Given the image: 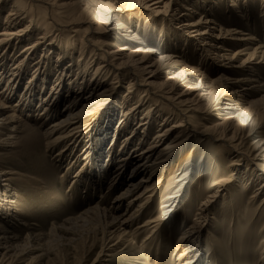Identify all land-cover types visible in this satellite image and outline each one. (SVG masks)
<instances>
[{"label":"bare ground","instance_id":"bare-ground-1","mask_svg":"<svg viewBox=\"0 0 264 264\" xmlns=\"http://www.w3.org/2000/svg\"><path fill=\"white\" fill-rule=\"evenodd\" d=\"M130 1L0 0V85L4 83L0 89V151L15 148L23 139L33 140L36 143L32 145L39 147L38 137L30 130L32 117L36 116L33 122L43 128L41 135L48 154L52 155L61 142H68L66 147H59L54 159L58 168L65 164V173L79 163L72 171L70 185L85 190L81 192L85 203L102 189L104 167L116 162L105 196L111 195L117 186L125 185L113 198V211L96 204L87 207L80 219L95 215L107 219L112 228L110 236L117 244L127 242L134 231L153 229L166 209L170 213L179 204L180 188L192 174L189 167L194 165L190 160L197 152L192 141L209 138L218 145L210 153L198 152L195 166L201 169L208 162L214 180L204 191V199L173 249L174 253L178 245H184L180 253H174L175 264H193L201 235L210 222L209 206L234 183L246 190L249 174L247 168L240 172V162L247 159L253 164L260 153L264 154V138L251 141L250 131L246 134V123L252 121L254 110L261 108L264 112V81H260L257 73L264 67V37L260 41L255 34L227 27L226 22L215 18L222 10L226 16L233 13L242 20L245 15L237 10L234 0H228L216 11L213 4L211 12L180 0L173 15L170 10L175 0L134 1L149 20L166 23L178 35L179 43L189 42L198 56L203 53L204 67L219 76L210 80L201 72L202 65L193 66L192 61L189 63L193 65L183 64L176 72L181 55H164L158 64L150 62L148 54L156 52L142 48L139 22L116 19L108 24ZM228 7L234 8L232 12ZM160 14H164V21L158 18ZM12 44L15 47L11 48ZM132 45L136 48L131 49ZM124 80L129 81L122 87ZM183 87L186 89L180 92ZM192 89H195L193 98ZM217 93V105L223 101L228 105L217 108L216 115L210 117L211 111L207 110L211 108L206 110L210 107L208 100ZM259 94L263 95L255 99ZM13 99L16 101L10 105ZM39 108L42 109L34 115ZM169 108L178 112L172 118L165 116ZM213 119L215 123L206 126ZM168 122L172 123L165 128ZM157 123L160 124L155 136L143 147ZM137 137V143L130 148ZM118 142L120 147L116 149ZM189 147L185 169L161 191L158 216L147 217L130 232L131 225L156 197L167 169L174 165L175 155L183 156ZM66 148L70 150L68 154ZM4 158L5 154H0V160ZM4 166L0 164V264L12 260L18 263L20 257L27 258L26 248L34 250L44 240L36 235L37 226L24 220L18 209V192L12 185L13 177L22 174ZM257 171L263 178L244 203L243 213H249L248 220L264 218V197L257 208H252L264 191V172ZM158 174L159 178L153 182ZM137 190L140 191L135 194ZM98 197L103 198L101 194ZM121 208L131 210L125 219L123 215L114 216ZM260 219L258 230L262 233L264 223ZM16 224L20 231H27L25 239L22 232L17 236L12 232Z\"/></svg>","mask_w":264,"mask_h":264},{"label":"rangeland","instance_id":"rangeland-1","mask_svg":"<svg viewBox=\"0 0 264 264\" xmlns=\"http://www.w3.org/2000/svg\"><path fill=\"white\" fill-rule=\"evenodd\" d=\"M134 1L137 2L136 0H131L130 3L123 5L124 10L121 13H116L114 17H111L110 20H108V24L116 19L139 22L140 27L138 31L140 33L142 31L140 37L144 42L142 48L145 51L156 52V54L153 55L148 54V57L151 58V63L155 62L158 64L159 58L164 55H181L179 64L175 68L176 72L182 69L183 64L186 66L193 65L189 63V61H192L194 63L193 66L199 63L202 65L201 72L208 76L210 80H215L219 76V74L210 72L209 67H204L203 53L200 54L201 56H198L196 54L197 52L194 50L195 47L189 42H187L188 45L182 42L179 43V41L176 40L179 38L178 35H174L173 30H170L168 28L169 26H166V23L160 20H149L145 12L136 5L138 2L134 3ZM185 1L195 7L207 8L211 12L213 4L216 6V11L217 9H222L225 4H227L228 0ZM179 2L180 0H175L174 6H172L170 10V15H173V11ZM234 2L237 10L240 13H244V20H238L233 16V13H231L230 16H226L222 10L215 18H219L226 22L227 27L242 28L246 30L247 33L255 34V36L262 41L264 37V0H234ZM228 9L232 12L234 8L228 7ZM163 15L164 14L158 15V18L162 21H164ZM4 17L5 13L1 17L2 22ZM199 17L200 15L196 16L195 20H198ZM221 20L220 22H222ZM13 47H15V44L11 45V48ZM133 48H136L135 45L131 46V49ZM257 73L260 75V81H264V67L258 69ZM198 80L199 79L195 80L191 85L195 86ZM127 81L129 80L123 81L122 87L126 85ZM25 82L26 80L22 82V85H25ZM3 86L4 83L0 85V89L3 88ZM185 89L186 88L183 87L180 92ZM219 92H222V88L219 89ZM191 93H193L191 96L193 98L195 89H192ZM138 94L139 92L135 93V95ZM262 95L263 94H259L255 99ZM121 98L122 96H119V102ZM135 99L137 98L135 97ZM217 99L218 93L213 94L208 100L210 107H206V110L211 108L207 110V112L211 111L210 117L216 115L217 108H225L228 105L226 101L217 105ZM15 101L16 99H13L10 105L14 104ZM110 105H112V103ZM63 106L64 105H62V107ZM41 109L42 108L37 109L34 115L35 113L38 114ZM103 112H105V110ZM177 113L175 109H170L167 110L165 116L172 118L173 115ZM35 117H32L30 130L35 132L34 134L38 137L39 147L32 145V143H36L33 140L28 141L23 139L15 148L8 151H0V154H5L6 156L4 161L0 160V164L5 165L4 167L7 169H16L22 174L20 177H13L12 185L18 192V209L24 220L33 226H37L36 235L44 237V240L38 243L34 250L30 251L26 248L25 252L28 254L25 256H27V258L23 256L20 257L18 263L12 260L4 264H175L174 253H180L184 249V245H178L176 251L173 253L176 241L180 233L188 228L193 219V214L199 207L201 200L204 199V191L214 180L211 170L208 169V162L201 165V169H198L199 166H195L199 158V156H197L198 152L200 153L202 150H205L210 153V150L217 147L216 145L218 144L211 142L207 137H198L193 140L192 143H194L197 152L194 156L192 155L190 161L194 166L189 167L192 170V174L188 175V178L180 188L181 193L178 194L180 195L179 204L171 208L170 213H167V209H164L166 214L164 215L165 212L163 213L160 222H157V225L153 229L134 231L136 233L133 235L130 234L126 239L127 242L116 244V240L112 239L113 235L110 236L112 228L109 226L107 219L99 215L86 218L83 221L81 219L84 217L80 219L87 207L95 206L96 204L109 212L113 211V198L121 192L125 185L122 184L121 186H117L111 195H106L108 197L105 196L109 178L112 176L111 171H113L116 162L110 166L104 167L106 172L102 173V189L100 192L97 191L94 197L91 198L89 196V201L85 203L81 198V194L85 190H76L75 186L70 185L71 177L73 176L72 171L75 172L76 166H78L79 163L74 166L72 171L68 170L65 173V164L62 165V169L58 168L56 160L54 159L55 153L60 150L59 147H66L68 142L66 140L61 142L58 149L55 150L52 155L48 154L44 149L45 140L41 135L43 128L41 125H35L36 123L33 122ZM118 118H120V115ZM251 119L252 123H246V134L250 131L248 139L251 141L263 139L264 112L262 109L256 108ZM213 121L214 122L211 121L207 123L206 126H212L215 123L214 119ZM168 123V125L164 126L165 128L172 122ZM159 124L160 123H157L152 131H150L143 147H146L147 144L151 142ZM138 138L139 137L135 138L130 148L135 146ZM119 147L120 143L118 142L116 149ZM33 149L35 150L34 152L32 151ZM67 149L68 148L65 150ZM189 149L190 147L186 149L183 156H179L178 154L175 155L174 165H170L167 169L165 180L156 197L145 208L137 221L131 225L129 229L130 232L134 230L136 226L141 225L147 217L158 216L161 211L158 206L161 191L168 186V183L174 181V178L182 169H185L184 167L186 166L183 167V165L186 162ZM69 151L68 149L66 154H68ZM63 162L64 161H62V163ZM253 164L247 159L240 162V172L243 171L244 168H247L246 172L249 174V178L247 179L249 181H246V183H248L246 184V190H244L243 187H240V190L234 183L232 186L230 185L227 190L221 192L218 195V199L209 206L208 218L210 222L207 227H205V232L201 235L196 253L197 256L193 264H264V247L262 246L264 242L261 243V240L264 239V232L261 233L258 230L261 227V225L258 226V219L260 218L256 217L252 220H248L247 216L249 213H243V211H245V201L250 199L251 195L255 192L254 190L258 188V183L261 182L260 179L263 178L261 172L257 170L264 172V154L260 153L259 160L254 161ZM130 169L131 165L128 166L126 175L129 173ZM69 173L71 175H69ZM221 174L222 172H219V175ZM256 175L260 176L256 178ZM158 178L159 174L155 176L153 182ZM139 191L140 190L135 191V194ZM100 194L105 199H99L98 196ZM263 197L264 191L257 198L258 201L253 204V209L259 206V201H261ZM130 212L131 210L121 208L118 210V214L114 213V216L123 215L125 219ZM260 220V222L264 223V218ZM12 224L15 225V222H12ZM19 227L20 226L16 224V227L13 228L12 232L15 233L14 235L16 236L20 235L22 232L18 229ZM247 228H252L253 230L249 231ZM26 234L27 231L22 232L21 235L23 239H25ZM132 237L134 239L130 243L129 240H131ZM259 243L262 245H259Z\"/></svg>","mask_w":264,"mask_h":264}]
</instances>
